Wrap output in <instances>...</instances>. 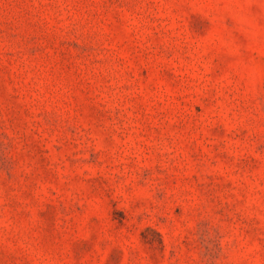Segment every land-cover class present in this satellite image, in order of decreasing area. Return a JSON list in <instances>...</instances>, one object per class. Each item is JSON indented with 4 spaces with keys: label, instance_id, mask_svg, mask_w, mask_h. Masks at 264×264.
Listing matches in <instances>:
<instances>
[{
    "label": "rangeland",
    "instance_id": "1",
    "mask_svg": "<svg viewBox=\"0 0 264 264\" xmlns=\"http://www.w3.org/2000/svg\"><path fill=\"white\" fill-rule=\"evenodd\" d=\"M0 264H264V0H0Z\"/></svg>",
    "mask_w": 264,
    "mask_h": 264
}]
</instances>
